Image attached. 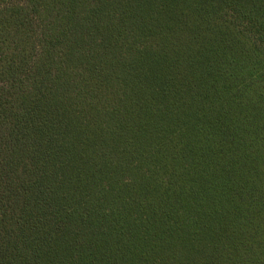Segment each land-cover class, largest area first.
Instances as JSON below:
<instances>
[{
  "label": "trees",
  "instance_id": "16d2710c",
  "mask_svg": "<svg viewBox=\"0 0 264 264\" xmlns=\"http://www.w3.org/2000/svg\"><path fill=\"white\" fill-rule=\"evenodd\" d=\"M0 264H264V0H0Z\"/></svg>",
  "mask_w": 264,
  "mask_h": 264
}]
</instances>
